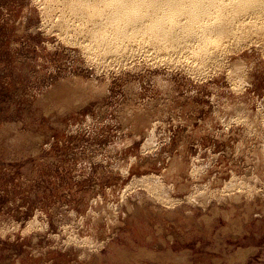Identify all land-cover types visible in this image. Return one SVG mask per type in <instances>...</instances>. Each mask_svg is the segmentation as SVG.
<instances>
[{
    "label": "rangeland",
    "instance_id": "obj_1",
    "mask_svg": "<svg viewBox=\"0 0 264 264\" xmlns=\"http://www.w3.org/2000/svg\"><path fill=\"white\" fill-rule=\"evenodd\" d=\"M103 1L0 0V264H264V8Z\"/></svg>",
    "mask_w": 264,
    "mask_h": 264
},
{
    "label": "bare ground",
    "instance_id": "obj_2",
    "mask_svg": "<svg viewBox=\"0 0 264 264\" xmlns=\"http://www.w3.org/2000/svg\"><path fill=\"white\" fill-rule=\"evenodd\" d=\"M71 1V0H70ZM97 1V0H96ZM99 1V0H98ZM105 1V0H104ZM103 1V2H104ZM108 1V5H112L114 3L115 0H106V2ZM213 0H117L116 3H114V8H113V12L109 13L112 16V21L115 23L118 22H125L128 24V22L131 25V22H134V24L136 23L135 18L138 17L136 15V12H139L141 14H144V17L147 15L151 16V20L149 23L145 24V26H139V30L140 31H152L153 33H155L156 30H158V28H160L162 25V22L164 21H172L174 20V16L178 15V13L180 14V12L185 11L188 16H189V20L191 23L195 24V20L201 15H204V17L206 16V13L209 11V9L211 8L210 5L212 4ZM236 1V0H235ZM72 3V2H70ZM83 3V2H82ZM102 4V3H101ZM233 4V2H232ZM236 3H234L233 6H235ZM237 4L240 8L244 9H251L254 8L257 11V8H259V12L260 11V7L264 8V0H237ZM89 5V4H88ZM98 5V4H97ZM106 5V4H105ZM147 5V7H145ZM214 5V3H213ZM96 6V5H95ZM104 6V5H103ZM107 6V5H106ZM148 6H151L152 10H149L150 8ZM232 6V5H231ZM79 7V6H78ZM88 7V6H87ZM108 7V6H107ZM110 7V6H109ZM143 7L145 8H149L148 11H145V9L143 10ZM213 8H215L214 6H212ZM222 7V6H221ZM106 8V7H105ZM104 8V9H105ZM220 8V7H219ZM225 8V7H224ZM223 8V9H224ZM236 8V7H235ZM262 8V9H263ZM102 9V8H101ZM112 9V8H111ZM216 9V8H215ZM226 9V8H225ZM233 9V8H232ZM106 10V9H105ZM103 10V11H105ZM147 10V9H146ZM212 10V9H211ZM237 10V9H236ZM235 10V11H236ZM240 10V9H238ZM237 10V11H238ZM253 10V9H251ZM88 11V10H87ZM101 11V10H99ZM110 11V9H109ZM236 11V12H237ZM241 11V10H240ZM255 11V10H254ZM255 11V12H256ZM86 12V11H85ZM89 12V11H88ZM94 12V11H93ZM184 12V13H185ZM252 12V11H251ZM264 12V11H263ZM97 13V12H96ZM140 13L138 15H140ZM185 13V14H186ZM222 13V12H221ZM258 13V12H257ZM242 14V13H241ZM255 15V14H254ZM98 16V15H97ZM104 16V15H103ZM110 16V15H109ZM258 16V15H257ZM110 17V18H111ZM214 17V16H213ZM98 18V17H97ZM109 17L107 19H110ZM203 18V17H202ZM219 18V17H218ZM221 18V17H220ZM223 18V17H222ZM201 19V18H200ZM137 20V19H136ZM188 20V19H187ZM188 20V21H189ZM109 21V20H108ZM149 21V19H148ZM175 21V20H174ZM172 21V22H174ZM187 21V22H188ZM106 22V21H105ZM104 22V23H105ZM163 22V24H164ZM176 22V21H175ZM229 22V21H228ZM227 22V23H228ZM146 23V22H145ZM180 23V22H179ZM178 23V24H179ZM199 23V21H198ZM222 23V21H221ZM116 24V23H115ZM116 24V25H117ZM123 24V23H121ZM167 23H165L166 25ZM173 24V23H172ZM181 24V23H180ZM188 24V23H187ZM112 25V23H111ZM126 25V24H124ZM136 25V24H135ZM175 25V24H174ZM177 25V23H176ZM184 25V24H183ZM214 25V24H213ZM119 26V25H118ZM122 26V25H121ZM188 26L190 27V25L188 24ZM126 27V26H125ZM182 27V26H181ZM186 27V26H185ZM123 28V27H122ZM121 28V29H122ZM133 28V27H132ZM132 28L130 27V30H132ZM138 28V27H137ZM162 28V27H161ZM184 28V27H183ZM193 28V27H191ZM230 28V27H229ZM103 29V28H102ZM125 29V28H124ZM134 29V28H133ZM165 29V28H164ZM176 29V28H175ZM185 29V28H184ZM128 30V29H126ZM187 30V29H186ZM185 30V31H186ZM189 30V29H188ZM103 31V30H102ZM123 31V30H122ZM137 31V30H136ZM160 31V30H159ZM164 31V32H163ZM180 31V30H179ZM194 31V30H193ZM213 31V30H212ZM100 32V31H98ZM105 32V31H104ZM124 32V31H123ZM135 32V31H134ZM168 31H165L162 29V32H158L160 34V37L162 35V37H167L169 38L170 34L166 33ZM173 32V31H172ZM220 32V31H219ZM117 33V32H116ZM129 33L128 32H125ZM131 33V32H130ZM133 33V32H132ZM137 33V32H136ZM155 33V34H158ZM182 33V31H181ZM213 33V32H212ZM218 33V32H217ZM154 34V35H155ZM168 34V35H167ZM103 35V34H101ZM114 35V34H113ZM98 36V35H97ZM156 36V35H155ZM159 36V35H157ZM177 36V35H176ZM242 36V35H241ZM173 37V36H172ZM217 37V36H216ZM175 38V37H174ZM211 38H215L214 36H212ZM210 38V39H211ZM180 39V38H179ZM216 39V38H215ZM167 40V39H166ZM170 40V39H168ZM173 41V40H172ZM214 41V40H212ZM218 41V39H217ZM172 44V43H171ZM216 45V44H215Z\"/></svg>",
    "mask_w": 264,
    "mask_h": 264
}]
</instances>
